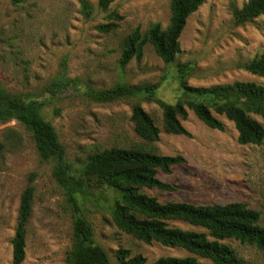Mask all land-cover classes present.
Returning <instances> with one entry per match:
<instances>
[{"label":"rangeland","instance_id":"374dc122","mask_svg":"<svg viewBox=\"0 0 264 264\" xmlns=\"http://www.w3.org/2000/svg\"><path fill=\"white\" fill-rule=\"evenodd\" d=\"M249 0H206L187 21L180 38L181 52L166 64L151 44L143 58L120 65L125 40L137 29L148 34L152 26H170L172 0H115L108 10L98 0H0V83L17 94L45 100L44 117L56 128L67 151L72 174L82 172L94 154L114 147L130 148L141 140L131 120L140 105L161 129L154 144L163 156H182L186 162L160 172L170 192L147 190L162 204L226 205L245 203L260 214L264 227V141L241 145L233 122L219 116L224 131L210 129L192 111L183 124L190 137L165 133L163 113L157 100L169 104L183 101L185 87L212 88L235 82L264 85V78L243 66L264 53V16L238 24L234 11ZM123 17L117 30L101 32L98 27ZM188 65L181 75L180 67ZM67 79L70 86L56 98L46 87ZM129 85L143 88L138 96L111 103H98L90 90L104 91ZM264 127V119L250 114ZM12 130L10 144L4 143ZM54 164L43 161L25 128L17 122L0 121V264H13L12 240L19 223L21 198L33 178L35 196L27 226L26 259L22 264H67L72 250L73 219L63 188L53 176ZM117 195L110 190L89 188L79 202L95 230V241L118 264L117 252L129 250L142 255L148 264L165 257L184 258L190 253L146 244L118 230L112 220ZM172 227L202 231L184 222ZM242 264H264V250L225 240ZM204 264L212 261L199 258Z\"/></svg>","mask_w":264,"mask_h":264},{"label":"trees","instance_id":"16d2710c","mask_svg":"<svg viewBox=\"0 0 264 264\" xmlns=\"http://www.w3.org/2000/svg\"><path fill=\"white\" fill-rule=\"evenodd\" d=\"M206 0H172L170 26L163 29L160 24L152 26L143 35L137 29L125 40L120 65L125 68L132 60L143 58L144 47L151 44L157 56L166 64L173 63L181 52L180 38L188 19L196 13ZM91 13L92 6L82 0ZM115 0H98L103 11ZM238 24L251 22L264 16V0H249L240 10L234 11ZM114 21L100 25L98 29L111 33L119 28L123 17L117 12L110 15ZM250 73L264 78V53L243 66ZM189 66H181L180 73H188ZM71 81L61 79L46 87L50 98L70 86ZM184 100L169 104L157 100L162 109L164 131L170 135L190 137L183 122L189 111L207 127L224 131L219 116L233 122L241 145H258L264 141V127L250 114L264 119V85L253 82H235L212 88L185 87ZM143 88L118 85L115 88L97 91L88 95L98 103H111L123 98L135 97ZM45 101V100H44ZM33 95L17 94L0 83V121L17 122L30 134L36 150L43 161L54 164L53 176L63 188L73 219L72 250L67 255V264H113L106 250L95 241L93 224L88 220L79 202L89 188L106 189L117 195L112 211V220L119 231L143 241L158 243L167 248H179L190 256L184 258L165 257L149 264H204L199 258L214 264H242L236 252L225 240L238 241L244 245L264 250V227L260 214L245 203L226 205H193L189 203L162 204L149 196L147 190L173 191L174 188L159 179L160 172L170 173L177 165L184 164L182 156H163L157 153L154 144L160 141L161 129L154 118L140 105H135L131 120L135 133L141 140L130 148L114 147L91 156L83 169L82 179L72 174L67 151L61 143L53 124L43 115L45 102ZM12 130L6 134L4 143L10 144ZM33 178L24 191L19 209V223L12 240L13 264H22L26 259L27 226L32 216L35 196ZM171 222H184L202 231L183 230L172 227ZM118 264H148L142 255L132 256L129 250L117 252Z\"/></svg>","mask_w":264,"mask_h":264}]
</instances>
